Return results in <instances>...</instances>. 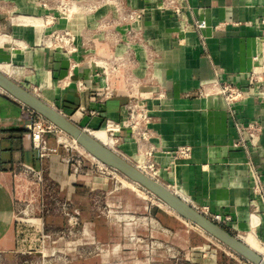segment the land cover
I'll list each match as a JSON object with an SVG mask.
<instances>
[{
  "label": "crops",
  "instance_id": "1",
  "mask_svg": "<svg viewBox=\"0 0 264 264\" xmlns=\"http://www.w3.org/2000/svg\"><path fill=\"white\" fill-rule=\"evenodd\" d=\"M183 1L191 7L190 19L206 23L204 30H183L161 0H0V64L17 68L14 81L37 87L80 127L101 131L109 121L121 122L119 148L129 161L143 168L145 151L154 148L158 180L185 200L230 216L222 225L262 249L264 198L256 195L254 181L259 178L264 196V74L254 80V73L264 71V0ZM132 11L142 18L131 19ZM62 29L73 34L71 52L49 44ZM217 80L243 93L234 116L222 95L200 94ZM134 97L149 108L146 143H138L125 124L123 111ZM236 123L261 128L252 136ZM181 146L191 147L190 158L174 157ZM68 156L42 155L23 103L0 89V251L30 252L38 244L43 258L69 257L70 264H245L212 247L205 235L193 242L189 221L165 203L132 189H108V178L94 177L89 169L71 173ZM27 166L76 208L85 193L106 189L109 214L82 220L86 241L77 238L79 226L67 236L57 230L55 216L38 222L18 218L22 180L35 175ZM82 244L85 249L76 247ZM175 246L181 257L169 263Z\"/></svg>",
  "mask_w": 264,
  "mask_h": 264
},
{
  "label": "rangeland",
  "instance_id": "2",
  "mask_svg": "<svg viewBox=\"0 0 264 264\" xmlns=\"http://www.w3.org/2000/svg\"><path fill=\"white\" fill-rule=\"evenodd\" d=\"M9 67H11V65L7 63L0 64V68H2L4 72H6L7 74H10L11 77L16 78L15 73L11 71ZM25 90H27L28 92H30L31 94L39 98L46 100L47 102L52 103L50 99L46 97H40L39 95H37V92H34L33 88H30V89L25 88ZM53 129L54 131L48 133V140L50 141V143L53 144V146L58 147V151L69 154L68 156L69 160H72L69 163L71 173H75L74 166H73V163H74L73 160L82 159V166L79 168L76 174L84 175L89 169L92 171L91 173H92V176L94 177H98L100 179H103L102 177L108 178L107 179L108 182L106 183L108 184V189H119L115 191L132 189V191L134 192L135 191H139V193L142 192L144 199L152 197L154 199H157L159 203L165 205L161 200H159L156 196L152 195L148 191L144 190V188H142L140 185L138 184L132 185L130 183L131 181L127 180V178L124 177V175L118 172L117 170L105 164L103 165L101 161L94 158L90 153L85 151L80 145L73 144L71 142L70 136H68L65 132L61 131L59 128L56 130L53 127ZM112 151L118 154L115 148ZM89 159L91 161L93 160L94 164L92 167H88L85 163V160L90 162ZM129 162L135 165L131 161ZM145 169L147 170V173L155 177V175L153 173H150V171L147 168ZM19 175L21 176V178H24L23 171H20ZM22 183L23 184L20 187V195L18 199V218L21 220L29 219L31 221L38 222L39 220L35 218L41 217V218L47 219L50 216H55L57 217V219H59L58 220L59 222H57L58 223L57 230H62L65 236L71 235L70 234L71 231H73V234H74L76 231V227L79 226V233H78L77 238L86 241L87 234L82 227V220L85 221L87 217L88 218H92V217L102 218V217H106V215L109 214L108 213L109 209L106 204V201H107L106 198L108 196L106 189L105 190L97 189V190H93V191H89L88 193H85L84 195H82L83 196L82 201L84 204L79 205L76 208L71 202V200L69 199L70 197H67L66 195H64V193L61 194L60 191L57 189L56 185L53 182L49 181L48 178H46L44 175L41 178H39L38 176H35L29 173L28 178H24L22 180ZM175 190L177 191L176 188L173 189L174 192ZM85 203H88V204H85ZM72 222L75 225V229L73 230L70 229L71 228L70 224ZM77 222H79V224H77ZM187 223L188 225H190V229L193 231L191 232L193 242H198L200 235H205L207 238V243H209L212 247L218 246L219 248H221L223 252L228 253V256L230 257L231 260L241 261L242 263L251 264L250 262L242 258L240 255L232 251L230 248L225 246L223 243H221L220 241H218L211 235L204 232V230H201V228H199L195 224H191L189 222ZM223 227L226 228L225 226ZM48 228H46L47 232H51V231L53 232L54 229L52 227L50 229ZM226 229L235 235L241 234V233L232 231L228 228ZM194 230L199 231V233H197ZM239 237L242 239L241 236ZM200 240H202V236ZM86 246H87L86 244L84 245L82 244L76 247L77 248L79 247L81 250L82 247H84L85 249ZM40 248H41V245L39 246L38 244H32V249L30 250L31 253L21 252V253L12 254V253L0 251V264H70L69 257H64L63 259H58V260L43 258V254L39 253L38 251ZM66 248L67 247L64 245V251L66 250L67 252ZM174 248H175L174 251L173 250L170 251L171 253L174 252V258H171V255H170L168 257L169 263H172L171 261L173 259L176 260L177 258L181 257L180 254H177L179 252L178 247L175 246ZM256 248L260 252H262L260 246L259 247L257 246ZM96 251H99V250L96 249ZM175 264H178V262L175 261Z\"/></svg>",
  "mask_w": 264,
  "mask_h": 264
},
{
  "label": "built area",
  "instance_id": "3",
  "mask_svg": "<svg viewBox=\"0 0 264 264\" xmlns=\"http://www.w3.org/2000/svg\"><path fill=\"white\" fill-rule=\"evenodd\" d=\"M161 8L163 10H169L172 11L176 17V19L182 24V29L186 30L190 27L195 28L197 31H202L206 28V23L204 21H199L196 19H190V12L191 7L187 3V1L183 0H161ZM131 19L140 20L143 16V13H138L137 11H132L129 14ZM260 23L262 25V35L264 37V15L260 19ZM73 34L68 29H62L55 31L52 36L49 38V44L53 47L61 48L67 52H71L73 50ZM264 70V69H263ZM256 74L254 80H261L264 74V71L261 70V74L259 72H255ZM205 90L203 92H200V94H207L211 92L218 93L224 97L226 107L230 112V115L234 116V106L235 104L243 97L242 91L230 84H223L220 83L218 80L212 83H209L206 85ZM34 92H37V95L41 97V94L38 91L37 87H33ZM201 91V90H200ZM262 93L264 94V89L262 90ZM158 97H163L164 94L159 91L157 92ZM24 108L29 113L30 121L32 124V134H33V140L34 145L37 149L40 150L42 155H46L49 153H56L58 151L57 146H50L49 140H48V133L54 131L53 127L57 130L58 128L50 122L48 119H46L43 115L39 114L38 112L34 111L30 107L26 106L25 104ZM126 113L127 117L125 119V124L131 129V135L132 137L138 142H149V139L151 137L150 128H149V122H150V114H149V108L141 97H134L132 100L126 104L125 110L123 111ZM112 127L108 132L115 140V150L118 154H120L122 157L127 159V157L124 155V153L119 148V140H118V133L122 130V123L118 122H112L109 121L106 128ZM236 127L239 130H247L250 135H254L256 131H258L261 128V125L258 123H248V124H242V123H236ZM88 130V129H87ZM153 151L154 148H148L145 151L146 154V161L144 162L145 167L151 172L154 173L156 179H159V165L157 162L153 159ZM175 158H182V159H188L191 157V147L189 146H181L177 147L172 151ZM129 160V159H127ZM72 160H69V162ZM73 166H74V172L77 173L79 168L82 166V159H74L73 160ZM136 165V164H135ZM26 170L31 171L35 173L39 178L42 176L40 173H36L34 169L30 166L26 167ZM168 187L173 190L175 187L168 185ZM254 189L256 195H258L260 198H264L263 191L261 188V182L258 177L255 178L254 181ZM188 201V200H186ZM195 209L215 221L216 223L222 225L223 222L229 221L230 216H222L219 213H211L208 207H200L191 201H188ZM257 202L256 199H253L251 201V204H255ZM246 264V263H245Z\"/></svg>",
  "mask_w": 264,
  "mask_h": 264
},
{
  "label": "water",
  "instance_id": "4",
  "mask_svg": "<svg viewBox=\"0 0 264 264\" xmlns=\"http://www.w3.org/2000/svg\"><path fill=\"white\" fill-rule=\"evenodd\" d=\"M0 89L43 115L60 130L75 138L94 158L140 184L152 195L166 203L179 216L200 227L207 234L223 243L251 264H264V256L242 241L239 235L233 234L222 225L216 223L195 209L188 201L172 191L167 185L152 178L124 157L114 153L95 139L87 129L81 128L71 121L60 109L48 104L42 98L31 94L1 70Z\"/></svg>",
  "mask_w": 264,
  "mask_h": 264
},
{
  "label": "bare ground",
  "instance_id": "5",
  "mask_svg": "<svg viewBox=\"0 0 264 264\" xmlns=\"http://www.w3.org/2000/svg\"><path fill=\"white\" fill-rule=\"evenodd\" d=\"M9 69L11 70V71H13L14 73H15V75L18 77V75H19V73H20V71L17 69V68H15V67H13V66H11V67H9ZM0 70H1V68H0ZM2 71V70H1ZM3 73H4V71H2ZM6 74V73H5ZM6 75H8V74H6ZM9 76V75H8ZM10 77V76H9ZM12 78V77H11ZM44 100V99H43ZM46 101V100H45ZM47 102V101H46ZM48 104H50V105H52V106H54L52 103H49V102H47ZM112 127H110L109 129L108 128H103L101 131L100 130H88L89 131V133L95 138V139H97L98 141H100L102 144H104L107 148H109V149H111V150H113L114 149V147H115V140H114V138L110 135V133L108 132L110 129H111ZM62 131V130H61ZM67 134V133H66ZM68 136H70L69 134H67ZM67 137V136H66ZM70 138H71V142L73 143V144H78V145H80V143L75 139V138H73V137H71L70 136ZM73 139H74V141H73ZM81 146V145H80ZM82 147V146H81ZM83 148V147H82ZM84 149V148H83ZM85 150V149H84ZM86 151V150H85ZM89 153V152H88ZM137 164H139V163H137ZM135 165V166H137L139 169H141L143 172H145L146 174H148L149 176H151L152 178H154L155 179V177H153V175H151V174H149V173H147V170L145 169L146 167H145V164H144V166H142L143 168H141L140 166H138V165ZM104 165V164H103ZM114 169V168H113ZM116 170V169H115ZM119 172V171H118ZM151 173V172H150ZM122 174V173H121ZM154 174V173H153ZM124 175V174H123ZM124 177H126L127 178V180H130L131 182V184L132 185H137L138 183H136V182H134L133 180H131V179H129L126 175H124ZM158 180V179H157ZM138 185H140V184H138ZM141 186V185H140ZM142 187V186H141ZM142 188H144V187H142ZM145 189V188H144ZM146 190V189H145ZM147 191V190H146ZM163 202V201H162ZM164 203V202H163ZM166 204V203H165ZM167 205V204H166ZM168 206V205H167ZM200 228V227H199ZM242 241H244L243 239H242ZM245 242V241H244ZM246 243V242H245ZM259 243H261L263 246H262V252H260V251H258V250H256L255 248H253V247H251L248 243H246L248 246H250L252 249H254V250H256L258 253H260L261 255H263L264 256V243L261 241V240H259Z\"/></svg>",
  "mask_w": 264,
  "mask_h": 264
}]
</instances>
